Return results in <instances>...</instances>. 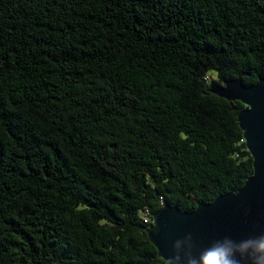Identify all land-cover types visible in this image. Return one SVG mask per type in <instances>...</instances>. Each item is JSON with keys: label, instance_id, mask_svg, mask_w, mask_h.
I'll return each mask as SVG.
<instances>
[{"label": "trees", "instance_id": "trees-1", "mask_svg": "<svg viewBox=\"0 0 264 264\" xmlns=\"http://www.w3.org/2000/svg\"><path fill=\"white\" fill-rule=\"evenodd\" d=\"M242 72L264 0H0V264H167L154 213L253 172Z\"/></svg>", "mask_w": 264, "mask_h": 264}, {"label": "water", "instance_id": "water-1", "mask_svg": "<svg viewBox=\"0 0 264 264\" xmlns=\"http://www.w3.org/2000/svg\"><path fill=\"white\" fill-rule=\"evenodd\" d=\"M247 74L242 72L210 92L246 106L237 118L253 159V172L236 192L199 202L190 211L164 205L154 213L148 236L167 264H187L189 254L199 256L218 243H248L244 255H264L256 251L264 243V77L257 75L255 83L245 85L240 76ZM240 255L237 252L241 264H251Z\"/></svg>", "mask_w": 264, "mask_h": 264}, {"label": "clouds", "instance_id": "clouds-1", "mask_svg": "<svg viewBox=\"0 0 264 264\" xmlns=\"http://www.w3.org/2000/svg\"><path fill=\"white\" fill-rule=\"evenodd\" d=\"M249 247L250 244L248 243L239 246H233L231 244L223 246L218 243L205 249L199 256L189 254L187 264H241V259H237V252L241 253V258L250 259L251 264H264V255L254 256L243 254ZM256 251L264 253V243H261Z\"/></svg>", "mask_w": 264, "mask_h": 264}, {"label": "rangeland", "instance_id": "rangeland-1", "mask_svg": "<svg viewBox=\"0 0 264 264\" xmlns=\"http://www.w3.org/2000/svg\"><path fill=\"white\" fill-rule=\"evenodd\" d=\"M211 74L215 75V73H211Z\"/></svg>", "mask_w": 264, "mask_h": 264}]
</instances>
